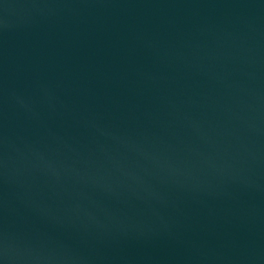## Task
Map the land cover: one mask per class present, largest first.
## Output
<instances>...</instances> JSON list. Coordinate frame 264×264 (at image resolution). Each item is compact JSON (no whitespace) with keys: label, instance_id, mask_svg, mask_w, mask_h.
<instances>
[{"label":"water","instance_id":"1","mask_svg":"<svg viewBox=\"0 0 264 264\" xmlns=\"http://www.w3.org/2000/svg\"><path fill=\"white\" fill-rule=\"evenodd\" d=\"M0 264H171L29 0H0Z\"/></svg>","mask_w":264,"mask_h":264}]
</instances>
